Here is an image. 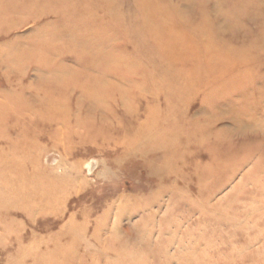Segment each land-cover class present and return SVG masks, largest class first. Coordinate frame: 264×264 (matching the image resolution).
I'll list each match as a JSON object with an SVG mask.
<instances>
[{"label":"rangeland","instance_id":"rangeland-1","mask_svg":"<svg viewBox=\"0 0 264 264\" xmlns=\"http://www.w3.org/2000/svg\"><path fill=\"white\" fill-rule=\"evenodd\" d=\"M0 264H264V0H0Z\"/></svg>","mask_w":264,"mask_h":264},{"label":"bare ground","instance_id":"bare-ground-1","mask_svg":"<svg viewBox=\"0 0 264 264\" xmlns=\"http://www.w3.org/2000/svg\"><path fill=\"white\" fill-rule=\"evenodd\" d=\"M163 139V138H162ZM161 140V139H160ZM164 142H166L167 144H168V140H165ZM160 146H162L161 144H160ZM159 146V147H160ZM164 146H165V144H164ZM157 149V148H156ZM8 161V160H7Z\"/></svg>","mask_w":264,"mask_h":264}]
</instances>
